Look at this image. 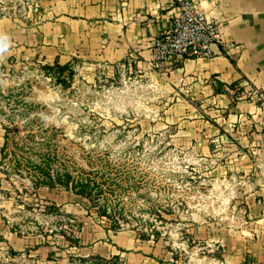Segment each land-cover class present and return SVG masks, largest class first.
Listing matches in <instances>:
<instances>
[{"label":"rangeland","instance_id":"374dc122","mask_svg":"<svg viewBox=\"0 0 264 264\" xmlns=\"http://www.w3.org/2000/svg\"><path fill=\"white\" fill-rule=\"evenodd\" d=\"M58 3L0 0V264H227L232 239L252 240L263 153L214 120L179 66L61 59ZM67 173L108 189L118 227L49 186Z\"/></svg>","mask_w":264,"mask_h":264},{"label":"crops","instance_id":"0c3cea01","mask_svg":"<svg viewBox=\"0 0 264 264\" xmlns=\"http://www.w3.org/2000/svg\"><path fill=\"white\" fill-rule=\"evenodd\" d=\"M172 1L61 0L53 8L61 15L52 26L58 32L57 53L64 60L83 48L113 59L133 51L150 62L146 45L169 27ZM196 1L208 17L221 23L224 44L216 47L212 59H186L177 70L186 81L196 79L192 87L202 106L212 104L214 120L234 131L238 144L249 146L250 152L263 153V181L251 194L261 195L260 205L253 204L252 221L242 231L249 232L252 240L243 233L232 239L225 261L264 264V126L249 94L251 89L264 88V0ZM248 253L254 259L250 263Z\"/></svg>","mask_w":264,"mask_h":264},{"label":"built area","instance_id":"2783aa9c","mask_svg":"<svg viewBox=\"0 0 264 264\" xmlns=\"http://www.w3.org/2000/svg\"><path fill=\"white\" fill-rule=\"evenodd\" d=\"M169 8V27L146 45L151 62L159 67L177 68L186 59L216 56V47L224 44L221 23L208 17L196 0H173ZM249 94L262 114L264 126V88L251 89Z\"/></svg>","mask_w":264,"mask_h":264},{"label":"trees","instance_id":"16d2710c","mask_svg":"<svg viewBox=\"0 0 264 264\" xmlns=\"http://www.w3.org/2000/svg\"><path fill=\"white\" fill-rule=\"evenodd\" d=\"M47 176L52 180L49 182V186L54 187L60 185L67 190L74 191L90 203L89 209L94 208L99 217H108L111 220V223H114L113 226L115 228L120 225V216L123 214L119 213L120 216H118L117 209H109L106 202H101L102 198H104L105 194L108 192V189L105 190L101 183L96 182V180L90 176L84 178L82 176H74L71 173H67L65 177L62 175L56 176L55 178L50 177L49 175ZM123 217L125 216L123 215ZM145 235L146 234H143L142 237L146 238L147 236ZM71 246H77V244L72 243Z\"/></svg>","mask_w":264,"mask_h":264}]
</instances>
